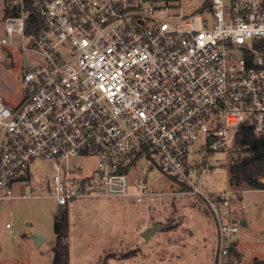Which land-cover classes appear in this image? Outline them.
Returning a JSON list of instances; mask_svg holds the SVG:
<instances>
[{"label": "built area", "instance_id": "1", "mask_svg": "<svg viewBox=\"0 0 264 264\" xmlns=\"http://www.w3.org/2000/svg\"><path fill=\"white\" fill-rule=\"evenodd\" d=\"M1 4L0 59L16 49L31 65L17 104L0 95V208L35 187L64 209L91 197L151 203L166 194L145 174L157 170L202 197L215 264H233L242 190L201 189L215 166L188 158L196 144L221 152L229 174L235 131L264 137V0H203L193 13L182 0Z\"/></svg>", "mask_w": 264, "mask_h": 264}, {"label": "rangeland", "instance_id": "2", "mask_svg": "<svg viewBox=\"0 0 264 264\" xmlns=\"http://www.w3.org/2000/svg\"><path fill=\"white\" fill-rule=\"evenodd\" d=\"M202 3L203 0H182L183 9L189 13L195 12ZM3 9L1 4L0 34L4 33ZM5 52L6 57L0 59V95L15 105L24 94L23 70L31 65V60L19 51H12L14 58L7 57L10 51ZM236 149L233 142L230 160ZM198 151L197 144L191 147L190 162L200 163L201 168L208 164L215 166L214 171L201 175L199 187L203 190L226 188L229 174L223 153L212 152L210 148ZM145 174L155 190L166 192L162 198L139 203L126 196L91 197L76 200L66 209L70 264L215 262L217 227L202 197L187 187L172 188L173 180L160 171H145ZM239 189L243 198L236 204L235 212L241 224L238 248L242 257L237 253L234 264H255L256 260H264V189L244 186ZM19 190L16 185L15 194ZM177 191L185 193L175 194ZM241 205L244 207L238 211ZM59 212L46 188L35 187L32 196L4 201L0 208V264H51ZM243 219L246 224H242ZM168 222L170 231L158 230L149 239L141 234L155 223ZM35 234L43 237L40 244L36 243Z\"/></svg>", "mask_w": 264, "mask_h": 264}, {"label": "trees", "instance_id": "3", "mask_svg": "<svg viewBox=\"0 0 264 264\" xmlns=\"http://www.w3.org/2000/svg\"><path fill=\"white\" fill-rule=\"evenodd\" d=\"M234 151L229 163V183L234 188L264 189V137L252 126L244 125L235 131ZM186 187H184L185 189ZM56 242L51 264H70L69 220L67 210L60 211L55 222ZM255 264H264L256 260Z\"/></svg>", "mask_w": 264, "mask_h": 264}, {"label": "crops", "instance_id": "4", "mask_svg": "<svg viewBox=\"0 0 264 264\" xmlns=\"http://www.w3.org/2000/svg\"><path fill=\"white\" fill-rule=\"evenodd\" d=\"M18 51V50H16V49H12L10 52H11V54H10V56H11V58H14V56H13V53H12V51ZM20 52V51H19ZM22 57V56H21ZM177 189V188H176ZM178 192V191H177ZM183 193H185V191H180V193L178 192V193H175V194H183ZM239 196V195H238ZM241 196V198H243V196L242 195H240ZM241 199H238L237 198V196H236V199H235V204H234V218L236 219V220H238L239 221V219L237 218V216H236V212H235V206H236V204H240V201ZM237 201H238V203H237ZM242 206V207H241ZM240 206V208L238 209V211L240 210H242L243 209V207H244V205H241ZM245 221V223H243ZM168 224V228H166V229H164V230H168V231H170L169 230V227H170V225H171V223L170 222H168L167 223ZM242 224H246V220L245 219H243L242 220ZM241 231V230H240ZM240 233V232H239ZM239 233H238V235L236 236V238H235V241H234V247H233V254H234V256H236L237 255V253H240V258L242 257V252L239 250V248H238V246H239ZM215 243H216V250H217V240H215ZM215 257H216V255H215ZM239 258V259H240ZM216 261V260H215ZM213 264H215V262L213 263ZM233 264H234V262H233Z\"/></svg>", "mask_w": 264, "mask_h": 264}, {"label": "water", "instance_id": "5", "mask_svg": "<svg viewBox=\"0 0 264 264\" xmlns=\"http://www.w3.org/2000/svg\"><path fill=\"white\" fill-rule=\"evenodd\" d=\"M58 210L59 211H63L64 208L61 205H59L58 206ZM243 223H245V221ZM166 228H168V224L167 223H165V224L155 223V224L145 228L141 232V234H142V236L144 238L149 239L154 232H156L158 230H164ZM35 235H36V243L40 244L42 242V240H43V237L40 234H35Z\"/></svg>", "mask_w": 264, "mask_h": 264}]
</instances>
